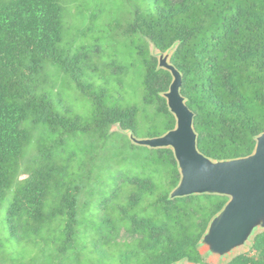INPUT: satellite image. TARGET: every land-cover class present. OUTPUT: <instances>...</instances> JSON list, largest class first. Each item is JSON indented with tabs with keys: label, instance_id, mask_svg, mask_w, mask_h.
<instances>
[{
	"label": "trees",
	"instance_id": "1",
	"mask_svg": "<svg viewBox=\"0 0 264 264\" xmlns=\"http://www.w3.org/2000/svg\"><path fill=\"white\" fill-rule=\"evenodd\" d=\"M120 1L119 15L102 26L114 27L109 38L129 46L143 68V109L118 105L106 87L82 80L87 52L95 49L81 46L72 53L63 45L66 0H0V203L9 199L10 234L40 248L36 258L21 264H211L199 243L229 197L171 198L181 177L171 148L132 145L127 138L131 148L149 150L146 162L169 168L168 191L157 192L156 183L140 175L116 183L97 203L84 197L102 183L96 150L109 153L119 143L113 126L137 133L148 121L141 116L144 108L152 110L156 129L149 136L176 125L163 95L173 76L159 67L152 47L173 48L170 60L182 73L181 91L195 112L199 148L206 155H248L264 131V0ZM97 19V13L89 16ZM50 67L90 100L88 122L55 105L46 90ZM81 137L85 146L65 154L68 139ZM34 142L36 157L20 178ZM88 230L93 237L84 239ZM122 230L130 239H119ZM226 264H264V230Z\"/></svg>",
	"mask_w": 264,
	"mask_h": 264
},
{
	"label": "rangeland",
	"instance_id": "2",
	"mask_svg": "<svg viewBox=\"0 0 264 264\" xmlns=\"http://www.w3.org/2000/svg\"><path fill=\"white\" fill-rule=\"evenodd\" d=\"M120 3V0H66L68 12L66 13L67 24L64 28L65 40L63 45L69 48L72 53L81 46H86L89 49L94 48L95 50L92 52H87V60L83 62L84 76L82 80L91 81L96 86L106 87L112 101L118 105L132 104L143 109V68L136 57L131 55L129 46L109 38L114 27L104 28L102 26L104 20H113L119 15L118 6ZM95 13H97L98 19L90 21L89 16ZM82 32L83 34L80 36L79 33ZM151 49L152 53L158 52L153 47ZM109 63H112L110 68L108 67ZM122 63L127 65V69L123 73L120 69ZM47 70L46 90L51 93V98L58 109L68 108L72 114L80 116L83 122H88L92 113L90 100L80 93L76 83L67 76L52 72L51 67ZM142 114L141 116H144L145 120L148 119V121L146 120L135 133L138 138L148 137L150 130H156L151 121L152 110L144 108ZM112 129L118 133L117 140L119 143L117 144L119 146L111 148L109 153L96 150L99 152L100 161H102L99 172L101 175L97 182L102 183L100 186H96L94 194L86 191L85 200L88 199L90 203H97L103 193H108L116 183H122L129 176H149L156 183L157 192L168 191L170 188L167 175L169 168L157 169L151 163L146 162V156L149 154L148 149L145 147L131 148L127 139L130 138L129 131L121 130L117 125L113 126ZM158 131H163L162 125L158 127ZM36 143L34 142L27 149L20 178L27 176V167L36 157ZM85 143L86 140L83 137L81 139L69 138L65 154L79 152ZM131 144L135 145L132 140ZM100 153L104 155L101 157ZM8 204V198L0 203V264H21L22 261L26 262L33 257L36 258L40 248L27 239L20 240L10 234L5 220ZM94 211L93 205H91L86 216L92 218ZM92 237V231L88 230L83 238L91 239ZM119 239H130V235L122 230ZM250 243L251 241L226 257L211 255L207 253L204 247H200V250L211 264H226L234 255L247 251ZM182 264L193 263L184 260Z\"/></svg>",
	"mask_w": 264,
	"mask_h": 264
},
{
	"label": "water",
	"instance_id": "3",
	"mask_svg": "<svg viewBox=\"0 0 264 264\" xmlns=\"http://www.w3.org/2000/svg\"><path fill=\"white\" fill-rule=\"evenodd\" d=\"M172 53L173 48L153 54L158 57L159 67L169 70L173 76L169 90L163 95L176 117V125L163 134L145 138L128 131L135 144L173 150L181 177L170 192L171 198L205 193L229 197L211 219L199 243L207 253L226 257L264 230V131L256 137L255 149L248 155L215 159L202 152L195 112L181 91L183 76L170 60Z\"/></svg>",
	"mask_w": 264,
	"mask_h": 264
}]
</instances>
